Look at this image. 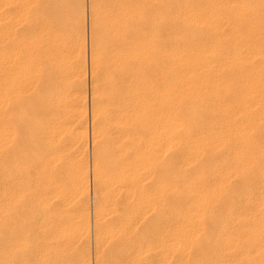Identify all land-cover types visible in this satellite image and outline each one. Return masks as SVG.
Masks as SVG:
<instances>
[{
    "label": "bare ground",
    "instance_id": "bare-ground-1",
    "mask_svg": "<svg viewBox=\"0 0 264 264\" xmlns=\"http://www.w3.org/2000/svg\"><path fill=\"white\" fill-rule=\"evenodd\" d=\"M48 1L0 0L1 264H28V159L41 170L46 264L67 191L90 232L85 0ZM88 1L95 263L168 264L176 252L179 264H229L208 258L217 247L264 264V0ZM64 136L83 156L69 190ZM214 210L233 211L231 225Z\"/></svg>",
    "mask_w": 264,
    "mask_h": 264
},
{
    "label": "rangeland",
    "instance_id": "rangeland-1",
    "mask_svg": "<svg viewBox=\"0 0 264 264\" xmlns=\"http://www.w3.org/2000/svg\"><path fill=\"white\" fill-rule=\"evenodd\" d=\"M54 1H53L54 4L57 3V1L56 2H54ZM61 1H63L64 4H65V3H69L72 0H60V2ZM48 2H46L45 4H47ZM84 2H85V4H84V15H85L84 16V22H85L84 23V26H85L84 35H85V42L84 43H85V61L86 62H85V65H84L85 71H83V75L84 76L82 75V77H84V79H81V82H82V80L84 82L82 84H84L85 86L82 85L81 93L83 92L82 95H84V97L83 96L82 97H83V99L85 98L84 101H83L85 103L83 107H85V109H84L85 111L84 112L86 113L83 116L84 117L83 121L85 122V123L83 122V124H86V125H84V128L86 126L85 130H86V146H87L85 151L87 152V156L86 157H88V160L86 159V157H84L83 160L86 163V164L84 163V166H86V167L89 166L88 169L85 167V169H86L85 170V172H86L85 173V178H86V182H87V185H86L87 186V190L89 191V193L87 192L89 194L88 195L89 196V198H88L89 199V207H88V214H89L88 218L89 219L88 218L87 219H88V222H90V223H88V229L90 228L89 229L90 232L88 231L89 234H87V235H85L86 233L84 235H81V232L78 231L77 225H78V222H79V220H78L79 217H78V215L76 213H78L80 211V208L82 207V206H80L81 201H78L77 199H75L73 194H71V191L68 192L66 190V189H68V190L70 189V188H67V186L70 187L69 184H70V180H71V177H72V174H73L71 170H73V168L75 166L76 159L77 158H83V156H79V157L75 158V155L72 152L71 147H70V145H71L70 144V140L68 138L67 140H69V141L67 142V140H66L67 137L64 136L65 137L64 138L65 142L63 141V143L65 145L63 143H62V145L66 146L65 147L66 151L67 150L69 151V149H70V152L67 151V153H65L66 152L65 151L63 153L65 156L63 155V160L61 161V166H57V168L59 167L57 170H59L61 176L63 175L62 176L63 178H61V180L63 181L62 184L63 185L65 184V187H66L65 190L68 193V194L67 193L66 194H67V196L69 198L66 197V195H65V197L67 198V200L65 198V204H61V205L59 204L60 206H58L59 207L58 208L59 209L58 210L59 211L58 212L59 213V217L62 219V220L60 219L61 220L60 222H61V224L63 223L64 227H65L64 232L62 233V236H64V235L65 236L64 237L61 236L62 237L61 241H60L61 244L59 243V245L56 246L57 250H58L56 252V254L58 256H55L56 260H58L57 264H96L95 263V251H94L95 250V246H94L95 245V243H94V218H95L94 217V214H95L94 210H95V207H94V201H93V199H94V196H93L94 193L93 192L94 191H93V181H92V173H91L92 172L91 171L92 170L91 169V162H92L91 161L92 160V158H91L92 157V137H91L92 136V133H91L92 132V120H91L92 119V115H91L92 114V112H91V108H92L91 106L92 105L91 104H92V100H91V75H90V11H89V1L85 0ZM40 3L44 4L42 1ZM42 6L43 5H40V8ZM86 152H85V154H86ZM67 154H69L68 157H66ZM85 154H84V156H85ZM31 156H32V154H31ZM28 158H29V156H28ZM32 159H28L29 162H30V164L28 163V166L31 165V166L35 167V169H36V167L38 165H33V163H31V161H30ZM85 159H86L87 162L85 161ZM31 166H29L28 168L30 169ZM60 168H61L62 172H61ZM35 169L33 168V170H35ZM38 169L39 168L37 167V170H35V171H33L32 168H31L32 171L29 170L31 172V176H30L31 178L30 179L32 181L31 180L29 181L30 186L28 185L26 187V190H25L26 191V197L27 196L28 197L24 198L25 199L24 201L28 202V203H25V207H24L25 208L24 209V215L25 216L23 215L24 216V218H23L24 219L23 220L24 224L23 225H24V228L26 227V230H28V231H26V232H28V237H27L28 239L25 240L26 242H28V246H29V250L28 251H30V252L27 251L28 252L27 253L28 254L27 258L29 259L28 260V264H46L49 261H51V259H49V261L47 262V259H46L47 255H45V251L43 250L44 249V244L42 242L43 240H41L45 236V234H44L45 232H44L43 222H42L43 219H44L43 218L44 216L42 217L43 211H42V207H41L42 195L40 193L42 191V187H41L42 181H41V178H39L40 175H38L41 172V170H38ZM87 170H88V172H87ZM38 171H40V172H38ZM32 172H34V173H32ZM86 174H88L89 176L86 175ZM0 179H1V177H0ZM37 187H39V188L36 189ZM7 189L9 190V187H7ZM39 189H40V191H39ZM8 190H7V193L10 192L9 195H11V193L15 194V193H13L14 189H10L9 192H8ZM37 193H39V194H37ZM27 194H29V195H27ZM38 196L40 197L41 200L39 199ZM24 197H25V195H24ZM15 201H17V200H15V199L14 200H9L10 203H12V202L14 203L13 207L15 205ZM76 202H79V205ZM237 203H239L237 198H232L230 200V204L231 205H236ZM62 206H64V207H62ZM89 208H90V210H89ZM12 210H11L12 213H10V214L15 215L14 214L15 210H13V211ZM229 212H233V211H226V212H225V210H214L213 211L214 216L218 217L220 219L218 224H221L224 227H229L231 225V219L226 215ZM13 215H11V217ZM0 217H1L0 220H2V223H0V226H1V225H3V221L5 219L2 218L1 215H0ZM65 224H66V226H65ZM5 226L8 227L7 224L6 225L4 224V227ZM9 226H11V225H9ZM1 228H2V226H1ZM70 228H71V230H70ZM9 229L10 228L8 227V230ZM214 229H215V231H219L220 227L218 226L216 228V226H215ZM214 229L210 228V231H213ZM0 230L2 232L4 231L3 229H0ZM0 234L2 235V233H0ZM3 235H4V233H3ZM82 236H83V238H82ZM212 237H214L217 240H221L224 237V235L222 233H219V234H214ZM76 239H78V240H76ZM0 245H2V244L0 243ZM30 247H31V249H30ZM0 248H1V246H0ZM215 251L216 252L214 254L212 253V254L207 255L209 259H211V258H214V259H225L226 261H228L229 264H236V262H231V260H230L231 257H228V256H224L223 257V256H221L220 251H219V249H217V247H216ZM178 254L179 253L174 252L172 254V256L170 258L171 260H170V262L168 264H179ZM237 264H239V263L237 262Z\"/></svg>",
    "mask_w": 264,
    "mask_h": 264
}]
</instances>
